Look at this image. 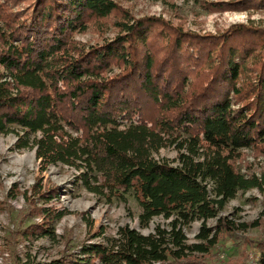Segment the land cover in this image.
Segmentation results:
<instances>
[{
    "label": "trees",
    "instance_id": "1",
    "mask_svg": "<svg viewBox=\"0 0 264 264\" xmlns=\"http://www.w3.org/2000/svg\"><path fill=\"white\" fill-rule=\"evenodd\" d=\"M203 4L223 11L264 0ZM91 26L118 33L92 44L75 38ZM11 131L44 168L76 167L77 180L109 201L133 192L143 224L168 219L147 233L128 223L114 235L103 228L78 251L20 264H187L224 234L259 224L221 211L239 190L264 189V172L238 164L246 148L264 156V26L201 32L135 16L119 0H0V134ZM170 146L174 159L157 156ZM57 189L34 185L40 205L24 191L34 215L23 237L55 236L54 220L69 213L45 204ZM17 195L14 184L8 196ZM196 219L191 241L185 226Z\"/></svg>",
    "mask_w": 264,
    "mask_h": 264
},
{
    "label": "rangeland",
    "instance_id": "2",
    "mask_svg": "<svg viewBox=\"0 0 264 264\" xmlns=\"http://www.w3.org/2000/svg\"><path fill=\"white\" fill-rule=\"evenodd\" d=\"M119 2L135 16L159 15L201 32L222 31L234 22H253L264 26V7L209 11L203 4L205 0ZM117 33V29L111 26L102 36L96 27L91 26L85 32H77L75 38L92 44ZM132 119H140V115L136 114ZM16 139L14 131L0 134V264L48 260L61 256L69 248L78 251L82 242L100 238L92 235L103 228L105 234L114 235L120 225L128 223L147 233L158 222L168 221L158 215L148 224H143L140 221L141 207L133 192L126 194L127 200L115 197L109 201L77 180L79 170L76 167L59 162L44 168L36 156L35 148L18 149L15 146ZM177 153V149L170 146L162 148L157 156L174 159ZM238 164L243 171H254L257 174L264 172V156L255 154L251 148L243 150ZM37 183H41L43 189L53 186L58 188L53 200L45 204L60 209L66 207L69 213L54 220L55 236L33 235L25 238L18 230L33 221L30 217L34 212H31V199L28 200V194L24 191L27 190L40 205L43 200L38 198V194H34V185ZM14 184L17 185L18 195L8 196V191ZM221 214H228L241 221L258 219L259 224L224 234L208 252L192 254L191 261L187 264H264V189L255 187L246 191L239 190L228 201ZM42 218L41 214L34 216L39 221ZM207 223L215 224L216 218L208 219ZM201 224L202 220L196 219L185 226L191 241L197 240L196 234Z\"/></svg>",
    "mask_w": 264,
    "mask_h": 264
}]
</instances>
